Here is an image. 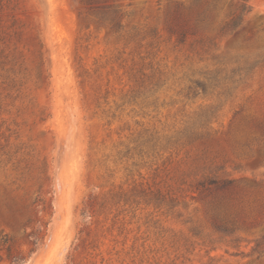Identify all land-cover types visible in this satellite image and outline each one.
Returning a JSON list of instances; mask_svg holds the SVG:
<instances>
[{"label":"rangeland","instance_id":"1","mask_svg":"<svg viewBox=\"0 0 264 264\" xmlns=\"http://www.w3.org/2000/svg\"><path fill=\"white\" fill-rule=\"evenodd\" d=\"M242 3L0 0V264H264V0L224 33Z\"/></svg>","mask_w":264,"mask_h":264},{"label":"trees","instance_id":"2","mask_svg":"<svg viewBox=\"0 0 264 264\" xmlns=\"http://www.w3.org/2000/svg\"><path fill=\"white\" fill-rule=\"evenodd\" d=\"M249 11H250L249 0H243V3L239 11L236 14H234L233 17L223 27L224 33H231L235 31L242 23L244 19V15ZM199 87H201L205 93H208L209 89L212 86L210 82L203 81L201 83L200 81H197L196 84L194 85V89H198ZM224 87L225 88L223 89V92H221V95L227 98L231 95V90L233 89V86L225 85ZM214 109L215 107L211 106V109L208 112L210 113V115H204L205 117H202V115L199 116L200 118L199 120L196 121V123L191 124V126L189 127H185L183 130H180L176 134L161 136V137L159 136L156 137L153 133H151L150 135L148 134L146 138H144L145 143H142L144 144L143 147H146L149 149L153 148L154 146H157V147L167 146L168 147V145L172 146L175 144H181V143L193 141L200 135L199 129L203 128L212 118ZM203 120H206V121H203ZM213 183L215 184L216 189H226L232 183V181L230 180L219 181L215 179ZM217 228L219 230H222V226H217ZM253 250L254 252H257V253H264V235L256 240L255 247Z\"/></svg>","mask_w":264,"mask_h":264}]
</instances>
